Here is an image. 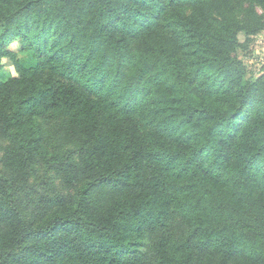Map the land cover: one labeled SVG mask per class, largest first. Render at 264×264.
<instances>
[{"label": "trees", "instance_id": "obj_1", "mask_svg": "<svg viewBox=\"0 0 264 264\" xmlns=\"http://www.w3.org/2000/svg\"><path fill=\"white\" fill-rule=\"evenodd\" d=\"M256 7L0 0V264H264ZM53 172L70 193L33 200Z\"/></svg>", "mask_w": 264, "mask_h": 264}, {"label": "rangeland", "instance_id": "obj_2", "mask_svg": "<svg viewBox=\"0 0 264 264\" xmlns=\"http://www.w3.org/2000/svg\"><path fill=\"white\" fill-rule=\"evenodd\" d=\"M256 12L258 15L264 16V10L260 7H256ZM238 40L243 44V47L236 50L234 56L238 58L246 67L247 70V78H251L252 80L257 79L261 75H264V30L260 31L254 36H247L244 32H240L238 34ZM12 49L14 51L18 50L17 44H12ZM17 57L20 60H26L27 57L25 55L20 54L18 52ZM3 69L7 74L14 75L12 63L9 60H3ZM8 145V141L0 137V168H3L2 165V157L4 154L5 147ZM43 168L39 163L35 165L34 172L31 175L32 182H36L42 178ZM49 182L47 186L37 184L34 191L37 194H33V200L39 198L40 194L46 195V197L51 196L53 193H59L68 195L70 193V188L66 185L67 183L61 179L60 176L56 175L54 172L50 174ZM112 189L108 187L98 188L96 190V194L102 199H108L115 193ZM35 203L37 201H34ZM152 241L149 240L147 242V246L145 251L148 250V247L151 245Z\"/></svg>", "mask_w": 264, "mask_h": 264}]
</instances>
